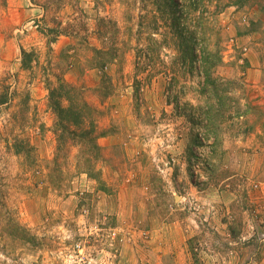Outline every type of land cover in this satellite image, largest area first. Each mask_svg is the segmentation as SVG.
Listing matches in <instances>:
<instances>
[{
	"label": "rangeland",
	"instance_id": "obj_1",
	"mask_svg": "<svg viewBox=\"0 0 264 264\" xmlns=\"http://www.w3.org/2000/svg\"><path fill=\"white\" fill-rule=\"evenodd\" d=\"M174 2L185 62L152 0H0V210L34 236L0 220V264H264V0ZM63 87L95 178L56 152Z\"/></svg>",
	"mask_w": 264,
	"mask_h": 264
},
{
	"label": "trees",
	"instance_id": "obj_2",
	"mask_svg": "<svg viewBox=\"0 0 264 264\" xmlns=\"http://www.w3.org/2000/svg\"><path fill=\"white\" fill-rule=\"evenodd\" d=\"M156 3L157 6H165L168 8L169 13V22L170 29H173L172 32L167 30V33H171L172 36L177 39V43L181 50L182 61H187L195 57V46L194 38L192 36V31H189L187 38H183L179 34V20H181V15L179 9L174 0H152ZM189 6H192L195 0H186ZM177 9V10H176ZM178 23V24H177ZM205 59V57H203ZM102 68V67H101ZM210 75L205 73V85L203 93L207 92L210 88L212 80H210ZM63 86V85H62ZM71 90L63 87L60 92H57V89L51 90L49 93L48 104L55 113V121L53 126V132L56 136L57 148L56 152L59 153V150L65 147L67 142H73L80 147L82 152L84 170L88 173L90 177H97L94 168L92 166L93 159L97 160L100 157V147L97 145L96 140L99 137V134H96L94 120L91 119L93 116V109L86 104L82 99H79L78 96H72L70 93ZM73 92V91H72ZM60 97L68 99V106H60ZM6 101V96H0V104ZM197 141L195 137L193 143ZM56 153V154H57ZM0 220H3L4 231H7L8 234L20 239L28 241L30 244L34 242V236L31 235L23 226L15 222L11 216L4 215L2 216V211L0 210Z\"/></svg>",
	"mask_w": 264,
	"mask_h": 264
}]
</instances>
